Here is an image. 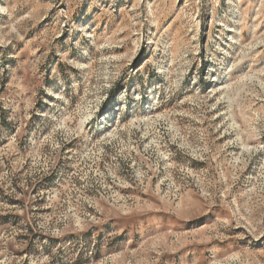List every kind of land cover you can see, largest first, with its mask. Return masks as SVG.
<instances>
[{
  "label": "rangeland",
  "instance_id": "obj_1",
  "mask_svg": "<svg viewBox=\"0 0 264 264\" xmlns=\"http://www.w3.org/2000/svg\"><path fill=\"white\" fill-rule=\"evenodd\" d=\"M0 264H264V0H0Z\"/></svg>",
  "mask_w": 264,
  "mask_h": 264
}]
</instances>
